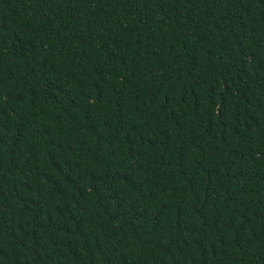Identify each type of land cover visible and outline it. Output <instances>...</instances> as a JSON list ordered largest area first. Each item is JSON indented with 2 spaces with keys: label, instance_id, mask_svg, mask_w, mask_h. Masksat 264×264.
<instances>
[{
  "label": "trees",
  "instance_id": "obj_1",
  "mask_svg": "<svg viewBox=\"0 0 264 264\" xmlns=\"http://www.w3.org/2000/svg\"><path fill=\"white\" fill-rule=\"evenodd\" d=\"M0 264H264V0H0Z\"/></svg>",
  "mask_w": 264,
  "mask_h": 264
}]
</instances>
